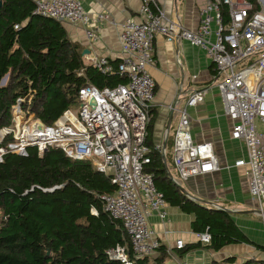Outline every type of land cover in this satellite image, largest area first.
<instances>
[{
  "label": "built area",
  "instance_id": "obj_1",
  "mask_svg": "<svg viewBox=\"0 0 264 264\" xmlns=\"http://www.w3.org/2000/svg\"><path fill=\"white\" fill-rule=\"evenodd\" d=\"M34 14L62 23L79 25L89 43L97 40L98 24L106 14H88L80 0H32ZM254 10L247 0H203L198 8L199 22L194 30L168 18L155 0H141L138 18H128L120 25V48L124 56L113 65L105 57L91 64L101 73L117 71L125 85L98 89L93 85L78 90V106L66 110L52 125H45L30 111L31 94L19 97L11 107V124L0 129V162L12 153L25 156L27 148H36L41 156L49 148L60 149L66 157L90 161L95 169L110 177L112 194L100 196L103 210L120 221L131 243L135 258L153 255L161 245L149 219L155 214L164 221L168 204L154 185L153 174L145 171L151 149L145 145L156 84L148 72L153 66L154 41L157 36L169 43L183 39L202 49L214 74L207 87L191 91L185 106L204 102L207 92L216 89L223 112L230 123V138L239 142L245 157L235 162L245 169L247 190L264 217V1L256 0ZM227 7V17L222 7ZM179 121L172 138V166L180 186L190 178L220 170L219 158L211 142L196 143L191 135L186 109L178 110ZM9 139V140H8ZM4 144V145H3ZM154 149L165 155L159 144ZM92 214H96L94 209ZM207 244V233L196 234ZM183 240H175L182 249ZM112 260L133 264L125 247L107 252ZM187 264V263H178ZM264 264L254 258L241 263Z\"/></svg>",
  "mask_w": 264,
  "mask_h": 264
},
{
  "label": "trees",
  "instance_id": "obj_2",
  "mask_svg": "<svg viewBox=\"0 0 264 264\" xmlns=\"http://www.w3.org/2000/svg\"><path fill=\"white\" fill-rule=\"evenodd\" d=\"M247 1L258 9L256 0ZM0 3V129L10 126L11 107L19 97L31 94L30 111L43 124L52 125L66 110L78 106V90L83 86L103 89L126 84L117 71L103 74L84 62L82 46L69 38L63 23L34 14L32 0ZM222 11L227 17L226 6ZM118 62L110 61L115 66ZM154 118L151 109L145 140L151 149L150 163L145 171L153 174L155 188L168 206L193 216L191 230L210 236L209 243L185 244L175 255L249 245L232 213L193 202L169 178V171L173 177L176 173L167 149L166 164L154 149ZM114 191L110 177L99 173L90 161L70 159L57 148L41 156L34 147L27 148L25 156L4 155L0 162V264H121L107 254L116 247H125L133 264H165L170 257L166 246L160 245L151 256H133L121 222L104 212L100 200ZM224 262L232 263L234 257Z\"/></svg>",
  "mask_w": 264,
  "mask_h": 264
},
{
  "label": "crops",
  "instance_id": "obj_3",
  "mask_svg": "<svg viewBox=\"0 0 264 264\" xmlns=\"http://www.w3.org/2000/svg\"><path fill=\"white\" fill-rule=\"evenodd\" d=\"M80 1L88 14L101 13L108 16L106 20L98 24L97 40L93 43L86 40L81 26L63 23L69 38L82 46L83 50L88 51L82 56L84 62L91 63L99 57H105L109 61H120L124 56L120 48V25L128 18H138L141 0ZM155 2L163 8L168 18L176 20L182 27L190 30L197 27L198 8L203 4V0H155ZM154 59V65L148 67V72L156 84L152 104V112L155 116L152 128L153 145H163L165 140L174 136L179 113L172 111L169 107L176 103L178 110L186 109L190 117L193 140L196 143L211 142L213 144L219 158L220 170L205 176L190 178L180 187L192 197L201 200L200 202L190 199L193 202L209 209L230 210L225 203L226 200L232 201L234 198L239 202L243 201L241 194L246 193L240 182L245 180V174L242 176L239 173L241 169L245 173V169L235 166L237 160L245 157V150L239 142L230 138V123L224 115L221 97L216 89L209 90L204 102L196 107L186 108L185 106V99L191 91L209 85L212 65L202 49L191 46L183 39L177 40L176 43H169L161 36H157L154 41ZM247 195L254 211L246 212H251L260 219L248 222L255 225V230L243 231L250 244L227 246L219 252L199 248L178 258L174 253L176 239L183 240L184 244L198 242L196 233L190 227L193 216L170 206L167 208L166 220L162 221L154 214L149 219L150 225L161 245L166 246L170 255L165 264H215L231 257H234L232 263H241L250 258L264 262V217L255 211L256 204L249 196L248 190ZM251 234L254 236L253 239L250 237Z\"/></svg>",
  "mask_w": 264,
  "mask_h": 264
},
{
  "label": "rangeland",
  "instance_id": "obj_4",
  "mask_svg": "<svg viewBox=\"0 0 264 264\" xmlns=\"http://www.w3.org/2000/svg\"><path fill=\"white\" fill-rule=\"evenodd\" d=\"M77 107L72 108L73 110H75ZM175 133V132H174ZM173 133V134H174ZM172 134V132H171ZM173 136V135H172ZM166 149L168 154L172 157V138H169L167 140V144H166ZM240 175H244V170L241 169V171H239ZM245 180L240 181L242 184V188L246 190V195L245 194H241V198L243 199V201H238L236 199L233 198V202L232 201H227L226 200V205L229 207L230 211H232L233 215L235 216V222L236 224L239 226V228L244 231V232H249L250 230H255V225H251L249 222V220H260L258 218V216L256 215L257 213L254 212V214L257 216L255 217L251 212L254 211V207L251 205V201L248 198L247 195V180L244 177ZM246 181V183H245ZM246 211H251V212H246ZM256 211V209H255ZM250 237H252V239L254 238V236L251 234ZM244 250H246V247L243 246Z\"/></svg>",
  "mask_w": 264,
  "mask_h": 264
},
{
  "label": "water",
  "instance_id": "obj_5",
  "mask_svg": "<svg viewBox=\"0 0 264 264\" xmlns=\"http://www.w3.org/2000/svg\"><path fill=\"white\" fill-rule=\"evenodd\" d=\"M0 5H1V3H0ZM86 53H88V51H87L86 49L83 50V52H82V56H84ZM5 79H6V78L3 79V82H4ZM166 144H167V140H165V142L163 143V148H164V149L166 148ZM162 160H163V162L166 164V158H165V155L162 156ZM168 176H169L170 179H172L170 173H168ZM179 188H180L181 192H182L185 196H187L189 199H192V200L200 201V202H201V200L192 197V196H191V195H190V194H189L184 188H182V187H180V186H179ZM51 191H52V190H51ZM221 209H222L223 211H227V212H229V213L232 212V211L227 210V209H224V208H221Z\"/></svg>",
  "mask_w": 264,
  "mask_h": 264
},
{
  "label": "bare ground",
  "instance_id": "obj_6",
  "mask_svg": "<svg viewBox=\"0 0 264 264\" xmlns=\"http://www.w3.org/2000/svg\"><path fill=\"white\" fill-rule=\"evenodd\" d=\"M6 79H7V77H6ZM6 79L4 80V82L6 81Z\"/></svg>",
  "mask_w": 264,
  "mask_h": 264
}]
</instances>
